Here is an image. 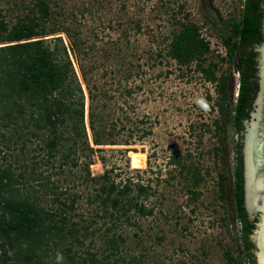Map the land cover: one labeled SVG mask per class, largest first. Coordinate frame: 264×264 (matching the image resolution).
<instances>
[{
    "label": "trees",
    "instance_id": "1",
    "mask_svg": "<svg viewBox=\"0 0 264 264\" xmlns=\"http://www.w3.org/2000/svg\"><path fill=\"white\" fill-rule=\"evenodd\" d=\"M22 6L23 10L9 19L0 9V144L5 148L1 158L3 162L8 160L6 156L13 158V162L0 163V262L47 264L53 257L50 264H119V245L124 237L113 229L119 223L132 224L135 216L153 215L154 205L145 201L155 191L141 181L140 169L122 176L121 168L111 166L93 176L89 166L106 145L121 144L123 153L134 150L131 145L153 134L156 120L137 111L133 94L142 90L140 84L124 86V107L116 106L120 111L115 114L109 91L96 83L90 85L88 80L84 87L74 69L71 55L85 53L80 47L84 40L75 29L57 18L48 0H32ZM183 7L179 5L178 12ZM208 14L207 21L225 48L223 56L217 54L228 64L220 75L216 74L218 63L207 57L213 52L209 40L188 13L172 18L170 36L157 55L181 67L194 64V70L207 81L216 82L219 136L214 149L221 164L217 173L219 196L223 200L227 186L230 188L243 256L235 263L256 264L252 234L259 217L256 214L250 222L245 206L243 148L259 91L264 0H242L238 14L226 19L212 11ZM124 21L141 29L131 19ZM125 66L126 70L119 72L126 82L133 83L142 64L129 61ZM231 69L238 74L236 89ZM228 126L237 137L233 167L228 161ZM132 153L138 152L130 151L129 158ZM168 164L176 165L180 173H190L195 187L192 192L200 194L196 188L202 178L197 168L183 163L176 154ZM67 169L72 175L79 172V184L91 187L86 202L96 204L100 213L96 210L95 214L109 220L101 255L75 249V244H82L83 238L93 233L91 223L73 219L79 195L68 192L69 186L62 189L60 180H51L47 173L51 170L57 175ZM42 199L48 200L42 204Z\"/></svg>",
    "mask_w": 264,
    "mask_h": 264
},
{
    "label": "rangeland",
    "instance_id": "2",
    "mask_svg": "<svg viewBox=\"0 0 264 264\" xmlns=\"http://www.w3.org/2000/svg\"><path fill=\"white\" fill-rule=\"evenodd\" d=\"M31 1L0 0V9L8 19L14 18L25 7L22 5ZM48 1L57 18L74 28L84 40L80 47L85 49V53L78 56L70 54L83 86L88 80L90 85L96 83L104 87L112 95L116 104L113 102L111 105L116 109V106L124 107V86L127 83L131 86L140 84L142 90L133 94V102L139 113L148 114L156 120L153 134L142 143L131 145L134 150L123 153L119 150L124 147L121 144L106 145L98 153L103 162L95 155L94 163L89 166L93 176L102 174L104 168L111 166L121 168L122 176L140 169L141 181L152 185L155 191L145 201L148 206L154 205L153 215L135 216L131 219L132 224L119 223L113 229L124 237L119 245V264H236L235 260L243 259L230 188L227 186L223 200L218 190L217 173L221 164L219 152L214 149L219 136L216 82L207 81L205 76L194 70V64L190 68L181 67L173 60L157 55L165 48L166 38L170 36L172 18H182L184 13H188V18L200 27L201 34L209 40L213 52L207 57L218 63L216 74L220 75L228 64L217 56H223L225 48L207 21L210 16L208 11L226 19L238 14L242 0ZM14 3L19 4L16 6ZM124 4L126 8L122 7ZM179 5L184 6L181 12H178ZM121 16L124 20L139 23L141 29L133 24L128 26L123 18L120 21L118 17ZM62 38L68 44L63 33ZM122 56L125 58L121 59ZM129 61L135 65L137 62L142 64L140 75L133 83L130 80L126 82L122 77ZM230 72L236 89L237 71L231 69ZM83 74L86 79H83ZM116 110L115 114L120 111ZM227 129L228 161L229 167H233L237 137L229 126ZM0 148V163L13 162L11 156L2 161L5 148L1 144ZM11 150L8 155H11ZM130 151L145 155L144 167L132 166L134 153L129 158ZM173 154L180 155L183 163L199 171L202 178L196 188L199 195L194 196L192 192L195 187L190 173H180L176 165L168 164ZM68 170L57 175L51 170L47 173L51 180H60L62 189L69 186L68 192L79 195L76 209L72 212L73 219L91 223L93 233L84 237L82 244H75V249L95 251L101 255L106 246L104 239L109 220L95 214L96 210L100 213L96 204L86 202V194L91 187L79 184L80 179L76 176L79 172L72 175ZM47 200L42 199V204ZM256 214L259 219L252 238L258 264L260 250L256 240L263 212L257 211ZM228 257L232 260L228 261ZM50 263H54L53 257L48 259L47 264Z\"/></svg>",
    "mask_w": 264,
    "mask_h": 264
},
{
    "label": "water",
    "instance_id": "3",
    "mask_svg": "<svg viewBox=\"0 0 264 264\" xmlns=\"http://www.w3.org/2000/svg\"><path fill=\"white\" fill-rule=\"evenodd\" d=\"M259 91L246 125L244 142L245 206L250 222L257 211L263 217L256 244L260 250L258 264H264V39L258 49Z\"/></svg>",
    "mask_w": 264,
    "mask_h": 264
},
{
    "label": "bare ground",
    "instance_id": "4",
    "mask_svg": "<svg viewBox=\"0 0 264 264\" xmlns=\"http://www.w3.org/2000/svg\"><path fill=\"white\" fill-rule=\"evenodd\" d=\"M132 166L134 168H142L145 165V155H132Z\"/></svg>",
    "mask_w": 264,
    "mask_h": 264
}]
</instances>
